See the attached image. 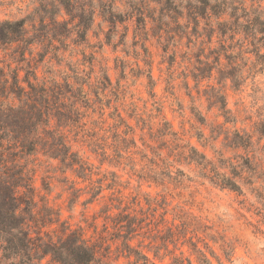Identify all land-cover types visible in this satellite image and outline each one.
I'll list each match as a JSON object with an SVG mask.
<instances>
[{
	"label": "clouds",
	"instance_id": "clouds-1",
	"mask_svg": "<svg viewBox=\"0 0 264 264\" xmlns=\"http://www.w3.org/2000/svg\"><path fill=\"white\" fill-rule=\"evenodd\" d=\"M0 264H264V0H0Z\"/></svg>",
	"mask_w": 264,
	"mask_h": 264
}]
</instances>
